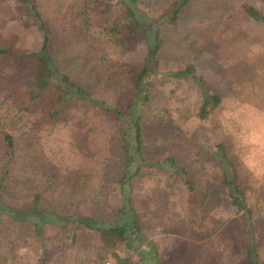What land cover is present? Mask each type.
Masks as SVG:
<instances>
[{
	"label": "rangeland",
	"instance_id": "rangeland-1",
	"mask_svg": "<svg viewBox=\"0 0 264 264\" xmlns=\"http://www.w3.org/2000/svg\"><path fill=\"white\" fill-rule=\"evenodd\" d=\"M34 1L52 35L55 62L62 71L78 79L86 77L87 81L90 74L82 71L78 51L82 48L90 52L93 40L77 36L74 21H56L60 13H70L66 4L69 0ZM130 3L139 7L137 12L146 27L127 35L133 51L114 55L112 63L119 73L98 79L102 85L92 102H73L66 113L52 119L43 107H50L57 97L55 93H48L42 100H28L32 70L23 55L39 50L41 33L35 23L27 25L24 3L0 0V46H12L15 53L0 61V176L7 170L12 186L17 183L29 194L40 191V204L113 221L112 211L126 200L121 191L127 161L125 137L130 146L133 144L126 123L131 118L125 114L135 96L126 91L128 81L123 74L131 64H142L151 58L160 26L163 46L156 56L159 65L155 68L153 107L160 110L169 103L171 112L163 127L153 126L144 132L148 164L143 166L138 158L137 163L144 170L134 180L132 196L149 228L144 231L145 240L137 244L145 251L150 243L156 244L159 252L151 264H237L243 249L240 244L248 238L247 225L219 178L222 170L214 155L218 144L224 142L240 185L247 191L255 239L260 241L264 236V179L256 178L242 158L251 148L240 140L243 126L234 120L231 130L226 129L222 116L245 106L264 112V23L242 11L244 5H254L264 12V0H197L178 24L165 25L147 16L150 0ZM123 10V5L108 8L107 2L100 1L92 11L93 22L104 24ZM66 26L67 30L72 29L70 37L62 29ZM188 66L193 67L192 71L184 76L171 74ZM201 85L223 99L219 106L209 108L208 118L199 115ZM15 98L21 105V99L28 100L26 104L35 110H18ZM107 107L123 112L125 120L114 119ZM244 115L240 113L241 118ZM9 134L14 136L13 152L8 146ZM169 154L181 156L182 162L190 166H199L194 173L195 193L186 188L171 163L165 161ZM157 162L164 168L155 167ZM226 166L230 168L228 163ZM44 176L52 181L48 189L31 183ZM45 231L50 236V258H61L73 242L74 230L69 228L62 234L56 223L49 222ZM0 232L6 249L11 251L16 245L15 258L0 264H38V256L17 242L24 232L21 222L1 216ZM91 235L88 233L85 238L90 239ZM260 251L264 263V247ZM105 264L119 263L114 257H107Z\"/></svg>",
	"mask_w": 264,
	"mask_h": 264
},
{
	"label": "trees",
	"instance_id": "trees-1",
	"mask_svg": "<svg viewBox=\"0 0 264 264\" xmlns=\"http://www.w3.org/2000/svg\"><path fill=\"white\" fill-rule=\"evenodd\" d=\"M18 1L26 5L24 13L27 17V25L35 23L42 36L39 50L27 52L23 55L25 62L31 66L32 70L29 73L32 78V86L29 90L28 100L30 102L42 100L48 93H55L57 97L50 103V107H43L45 114L52 119L66 113L73 102H92L98 88L102 85V81L100 82L98 79L102 76H114L117 72L115 71V64L112 63L116 57L114 55L118 53L124 55L134 50V46L129 42L127 35L135 34L141 29L145 30L146 27L137 12L139 7H134L130 0H69L66 4L70 8V13H60L56 21L61 22L63 20L64 23H73L74 21L76 23V35L93 40V49L90 52L86 53L82 48L78 51V55L82 57V71L85 74H90V77H87L88 79L85 81L86 77L75 78L73 74L62 71L55 62L51 53L52 35L43 13L35 1ZM100 1L107 2L108 8H112L116 4L123 5L124 10L121 15L109 19L106 23L96 24L92 19V11L100 4ZM195 1L197 0H150V3H148L149 10L145 11L151 20L161 25L166 22L178 24L189 6ZM210 5L213 4L210 3ZM242 11L253 20L264 23V12L256 6L244 5ZM62 29L68 37L71 36L72 29L71 31L67 30V26L62 27ZM155 39L156 45L151 58L146 59L142 64H131L123 74V79L128 81L126 91L131 96L133 94L135 96L130 99L128 111L125 114L131 118H127L126 123L128 129L132 130L130 133L127 129V134L133 137V144L130 146V140L125 137L124 148L127 161L125 177L121 180V191L122 195L126 196V200L121 206L112 211L113 221L104 222L89 214L64 211L40 204L43 196L40 191L29 194L24 189L19 188L17 183L12 186L8 181L9 172L7 170L0 176V217L10 216L21 222L24 232L17 239V242L38 256V264H105L107 257H114L119 264H151L150 261L157 258L156 255L159 251H157L155 243H150V248L148 247L147 251L141 249L137 244L138 241L145 240L144 231L149 227L142 214H140V208L136 204L135 198L132 196L134 180L143 172V166L148 164L144 152V132L153 128V126H155L154 128L163 127L168 114L171 112L169 103L165 104L164 108L160 110L153 107L154 96L152 92L155 87V68L159 65L156 56L163 46L162 27L160 26L156 30ZM14 54L12 46H0V61L4 56ZM192 68L188 66L185 69L172 71L171 74L181 77L190 73ZM193 79L195 80V78ZM97 81H99L98 86ZM200 91L202 104L199 115L208 118L210 115L209 108L219 106L223 99L221 95L212 93L204 85L200 86ZM14 100L16 108L22 112L35 110L34 107L26 104L28 100L21 99L24 105H21L17 98ZM106 111L116 120H125V115L119 110L107 107ZM124 133L126 134V129ZM7 141L9 149L13 152L15 147L14 136L9 134ZM230 156L226 144L220 142L218 151L214 155V159L219 162L222 170V175L220 174L219 178L227 188L235 207L242 211V216L247 225L248 238L240 244L243 249L237 256L236 263L264 264L260 258V250L264 247V236L260 241L255 239L252 222L253 210L248 205L247 191L240 185L235 163L232 161V156ZM139 157L142 159L143 166L137 163ZM181 158L179 155L169 154L165 161L171 163L174 169L173 172L179 175L186 188L195 193L197 186L194 173L199 171V166H190L188 163L182 162ZM226 163L231 169L226 166ZM153 165L164 168V165L160 162ZM34 182L40 183L46 189L52 184V181L46 176L31 181V183ZM127 191L130 193L128 194ZM194 207L197 206L194 205ZM49 222L56 223L62 234L67 233L69 228L74 230L73 242L68 249L62 252V257L56 260L51 259L48 252V238L50 236L45 231V225ZM1 233L0 236H2ZM88 233H92L90 239L85 238ZM57 237H60V233ZM3 243L6 244L0 237V262L2 263L13 260L16 254V245H12L13 249L9 251L3 246Z\"/></svg>",
	"mask_w": 264,
	"mask_h": 264
},
{
	"label": "clouds",
	"instance_id": "clouds-1",
	"mask_svg": "<svg viewBox=\"0 0 264 264\" xmlns=\"http://www.w3.org/2000/svg\"><path fill=\"white\" fill-rule=\"evenodd\" d=\"M241 112L245 113L243 118L240 117ZM222 120L229 130L234 120L243 126L244 131L239 134L240 140L251 148L242 158L256 178L264 179V112L245 106L238 112L226 111Z\"/></svg>",
	"mask_w": 264,
	"mask_h": 264
}]
</instances>
